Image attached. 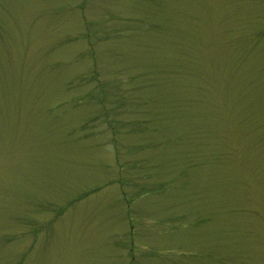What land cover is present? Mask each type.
I'll return each mask as SVG.
<instances>
[{"label": "rangeland", "instance_id": "obj_1", "mask_svg": "<svg viewBox=\"0 0 264 264\" xmlns=\"http://www.w3.org/2000/svg\"><path fill=\"white\" fill-rule=\"evenodd\" d=\"M0 264H264V0H0Z\"/></svg>", "mask_w": 264, "mask_h": 264}]
</instances>
